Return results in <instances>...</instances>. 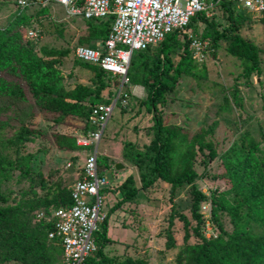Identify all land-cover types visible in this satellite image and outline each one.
Segmentation results:
<instances>
[{"label":"trees","instance_id":"obj_1","mask_svg":"<svg viewBox=\"0 0 264 264\" xmlns=\"http://www.w3.org/2000/svg\"><path fill=\"white\" fill-rule=\"evenodd\" d=\"M44 1L46 0H25L23 6L17 3V7L21 9L30 7V14L21 16L22 11L15 15L16 19L11 26L0 27V97L12 98L19 103L34 102L36 109L53 125L68 126L70 120L80 119L82 132H94L96 129L90 123L91 111L95 104L113 100L119 90L120 77L113 76L97 65L76 60L79 67L93 75L91 86L78 84L71 89L67 88L65 77L58 65L71 51L69 49L54 51L47 46L35 51V41L28 38L29 41L26 39L24 41L23 34L18 31L22 23L27 24L41 18L33 15L37 14V11L32 9L41 6ZM48 5L58 6L53 2H49ZM220 11L225 20L222 30H216L215 23L205 17V13L197 14L191 20L188 29L195 24L192 35L203 41L202 35L199 37L196 34L197 24L198 22L206 24L211 29L210 41L213 51L217 50L219 42L228 41L225 51L230 57L240 61L242 77L246 80L253 76L260 77L264 72L259 56L262 50L239 34L244 23L254 18L231 0H223ZM84 21L88 26L87 36L79 39L75 47L78 45L92 47L99 41H105L113 16L107 19ZM42 24L39 20L40 30L37 31L39 38L42 37V31L47 32L44 25L42 28ZM16 29V33L11 36V30ZM180 40H183L182 44ZM190 41L186 35L174 32L166 36L158 48L156 46L159 53L157 50L156 54L151 53L152 48L134 53L135 55L143 53L144 56L139 64L140 83L133 85H139L146 91V99L140 102V107L144 106L147 113L152 116L154 136L142 148L130 142L124 144L122 158L136 171V174L138 173L141 187L137 186L136 174L128 175L116 187L122 198L112 207L111 212L119 209L122 202L133 201L138 193L144 192L147 195L148 190L157 189L162 184L170 186L169 200L172 202L176 190L188 185L192 197L190 212L196 221L192 232L199 242L193 245L187 244L190 239L189 220L186 216L177 214L172 206L168 218L169 225L173 224L175 217L183 223L185 243L184 248L178 252L175 263L264 264V147L261 148L251 136L246 135L241 140V144L234 143L227 150L224 166L231 186L228 193L233 195V199L230 202L225 201V198H218V201L213 199L212 203L216 204V208L213 206L210 208V215L212 221H217L218 210L230 214L235 232L228 234L220 228L219 236L207 239L200 230L203 219L199 212L201 203L207 198L194 184L195 179L198 178L194 165L197 153L203 154L207 151V158H216L215 145L212 140L207 139V136L213 134L217 124L214 122L212 126L201 129L191 136L184 125L175 127L163 125L165 108L170 102L169 94L175 91L186 74L190 75L191 71L187 66L192 67V64H195ZM179 47H182L183 54L177 64H174L170 59V52L177 51ZM105 77L118 82L113 94L108 91L104 94L108 87ZM128 84L127 80L122 86V91ZM259 84L264 88L261 82ZM236 93L237 90L232 93L230 99L238 105L239 99ZM110 94L112 95L109 96ZM224 98L223 110H228L229 97ZM261 98L264 103V93ZM8 109L9 107L0 112L3 114ZM3 124L0 123V129ZM35 134H40L42 137L46 135L27 126H20L16 134L9 139H3L0 134V181L11 180L15 170L20 172L21 178L30 175L31 158L29 155H23L22 149L25 144L32 142ZM47 137L52 138L51 142L57 149L73 153V161L81 157V154L89 153L90 148L77 147L73 136L54 132ZM4 150H12L16 157L12 158L9 154H4ZM101 157L104 155L98 156V169L101 174H105L113 165L107 167V170L103 169L99 162ZM73 183L74 181L68 186L57 183L54 191L44 199H29L24 195L27 191H22L17 195L14 203L12 201L15 199H11L10 195L4 194L0 189V264H64L60 241L48 238V234L52 231V221L39 218L38 215L43 214L47 217L53 209L69 207L72 203L70 187ZM39 185L43 188L42 178L39 180ZM107 218L108 215L101 223L100 230L95 233L97 249L86 259L85 264H148L146 261L134 260L130 257L120 261L104 254V247L111 242L107 232ZM250 222L256 223L261 228L259 235L254 234L249 228ZM174 248L175 239L170 231L166 237L165 250Z\"/></svg>","mask_w":264,"mask_h":264},{"label":"rangeland","instance_id":"obj_2","mask_svg":"<svg viewBox=\"0 0 264 264\" xmlns=\"http://www.w3.org/2000/svg\"><path fill=\"white\" fill-rule=\"evenodd\" d=\"M14 2L15 0H0V27L11 26L16 19L15 15L22 11L21 16L30 14V7L21 9ZM32 11H37V14L33 15L41 17L39 20L43 23L42 28L44 25L47 31L46 33L42 31V37L35 42L34 50L38 51L43 46L54 51L69 49L70 54L58 65L65 77L67 88L71 89L78 84L91 86L93 75L79 67L72 50L79 39L87 36L88 26L85 21L79 17H70L61 6L43 3ZM221 12L218 9L207 13L208 18L215 23L216 30H222L225 23ZM251 17L253 18L252 14ZM39 20L20 25L18 31L23 34L24 41L28 40L29 31L40 30ZM194 29L195 24H192L188 31L193 33ZM16 31L17 29L11 30V36ZM196 34L199 37L202 35L205 51L198 57L199 59L193 57L195 64H192V67L187 66L192 73L190 72V75L185 73L186 76L182 78L175 91L169 94L170 102L165 108L163 125L165 127L184 125L191 136L201 129L212 126L214 122L217 124L213 134L207 136V139L212 140L215 145L216 158H207V151L203 154L197 153L194 165V170L198 174L194 184L207 198L199 208L203 219L200 230L205 238L213 239L221 234L220 228L228 234L235 232L230 214L218 210L217 221H212L210 215V208L212 206L216 208V204L212 203L213 199L218 201V198H225L227 202L233 199V195L228 193L231 186L224 166L227 150L234 143L241 144V140L246 135L251 136L261 148L264 147V103L261 98L264 88L259 84L261 82L264 85V72L260 77L244 79L240 61L230 57L225 51L228 41L219 42L217 50L213 51L210 41L211 29L202 22H198ZM239 34L262 50L259 56L264 70V17L245 22ZM182 41L180 40L181 44ZM157 48L151 49V53L156 54V50L159 53ZM176 50L170 52V59L174 64H177L183 54L182 47ZM142 57H144L143 53L134 56L127 75L129 84L125 85L123 90L128 94L127 107L126 109L122 106L115 107L106 125L104 137L98 146L99 154L104 155L99 161L101 167L107 170V167L113 165V179L101 190L103 212L108 215L107 232L111 240L103 251L105 255L120 261L130 257L134 260L146 261L148 264H176V256L185 246L184 227L177 217L173 224L169 225L168 218L172 212V206L177 214H182L189 220L190 239L187 244L193 245L199 242L192 232L196 221L190 212L192 197L188 185L176 190L172 202L169 200L170 186L162 184L157 189L148 190L147 195L144 192L138 193L133 201L122 202L119 209L111 212L112 207L122 198V194L116 187L124 181L123 173L128 171V174L131 171L126 168L130 166L128 162L122 158L124 144L130 142L142 148L154 136L152 116L147 113L144 106L140 107V102L146 99V92L141 87L133 85V83H140L139 64ZM105 82L108 87L104 94L106 91L113 94L114 89L118 85L121 88L122 84L117 82V85L112 78L107 77ZM235 90L239 99L238 105L230 99ZM226 96L229 97V108L223 110ZM7 107L9 109L5 113L0 112V123H4L0 129L3 139L12 138L20 126L30 127L46 135L42 137L40 134H35L32 142L25 144L22 149V154L29 155L31 158L30 175L21 178L20 172L15 170L11 180L0 181L1 191L10 195L11 199H15L12 201L14 203L17 195L22 191H27L24 195L29 199H44L54 191L57 183L68 186L75 182L77 171L66 168L67 162L74 163L73 153L57 149L51 142L52 138L47 136L54 132L74 136L81 131L82 120L72 119L68 126L53 125L42 112L36 109L34 102L19 103L12 98L0 97V111ZM171 115L176 116L169 117ZM3 153L9 154L12 158L16 157L12 150H4ZM80 156L84 163L85 155ZM116 164L124 167L115 170ZM76 167L75 165L74 168ZM40 178L44 180L43 188L39 185ZM137 186L141 187L138 182ZM127 219L131 222L128 223ZM249 228L254 234L261 233V228L254 222H250ZM170 231L175 239V248L167 251L165 242Z\"/></svg>","mask_w":264,"mask_h":264},{"label":"built area","instance_id":"obj_3","mask_svg":"<svg viewBox=\"0 0 264 264\" xmlns=\"http://www.w3.org/2000/svg\"><path fill=\"white\" fill-rule=\"evenodd\" d=\"M253 15L264 17V0H231ZM64 8L70 17L82 20L107 19L113 16L108 37L94 46L78 45L73 49L76 60L99 66L102 70L120 77L121 88L127 82L126 75L132 55L158 46L166 36L174 32L186 35L191 41L193 57L199 59L205 44L188 31L191 20L200 13L220 9L223 0H46ZM20 6L25 0H17ZM28 37L37 41V31H29ZM119 87L113 100L97 103L90 115L94 132H77L75 143L79 148H90L84 163L77 169L78 179L72 184L69 207L53 209L47 217L52 221L51 240H59L64 264H85L97 249L95 233L106 218L103 212L101 190L109 184L105 174L98 169V146L106 125L117 105L127 107L128 94ZM73 163L67 162L66 168Z\"/></svg>","mask_w":264,"mask_h":264},{"label":"crops","instance_id":"obj_4","mask_svg":"<svg viewBox=\"0 0 264 264\" xmlns=\"http://www.w3.org/2000/svg\"><path fill=\"white\" fill-rule=\"evenodd\" d=\"M16 5H17V0H16V3H15ZM27 35H28V33H27ZM28 39L29 40H31V41H35V40H32V39H30L29 37H28ZM40 39V38H39ZM38 41V40H37ZM36 42V41H35ZM95 45V44H94ZM154 48V47H153ZM152 48V49H153ZM134 86H137V87H141V86H139V85H134ZM142 89H143V91H144V88L143 87H141ZM146 92V91H145ZM76 134V133H75ZM74 134V135H75ZM73 137H75V136H73ZM78 147V146H77ZM86 156V155H85ZM73 161V160H72ZM74 162V165H76L77 167L76 168H74L75 166L73 165L72 167H71V169H75L76 171H77V169L81 166V164L80 163H83V161H82V159H81V157H79V159H76L75 161H73ZM124 167V166H123ZM126 168H129L131 171H129V173L127 174V172L128 171H125V173H123V175H124V178H126L128 175H131V174H136V171L133 169V168H131V167H126ZM70 169V168H69ZM76 174V179L78 178L77 176H78V173H75ZM137 177V178H136ZM136 177H135V180H137V182H138V180H139V178H138V173L136 174ZM112 179H113V171H112ZM125 180V179H124ZM139 183V182H138ZM119 220V219H118ZM120 221V220H119ZM127 222L128 223H130L131 221L130 220H128L127 219Z\"/></svg>","mask_w":264,"mask_h":264},{"label":"water","instance_id":"obj_5","mask_svg":"<svg viewBox=\"0 0 264 264\" xmlns=\"http://www.w3.org/2000/svg\"><path fill=\"white\" fill-rule=\"evenodd\" d=\"M121 168H123V166L121 165V164H116L115 166H114V169L115 170H118V169H121ZM112 169H109L108 171H106V173H105V177L109 180V181H111L112 180Z\"/></svg>","mask_w":264,"mask_h":264}]
</instances>
